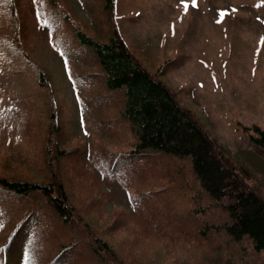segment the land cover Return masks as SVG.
Here are the masks:
<instances>
[{"label": "rangeland", "instance_id": "1", "mask_svg": "<svg viewBox=\"0 0 264 264\" xmlns=\"http://www.w3.org/2000/svg\"><path fill=\"white\" fill-rule=\"evenodd\" d=\"M10 1L0 0V176L46 180L44 150L57 143L70 152L56 169L71 203L129 264H261L245 238L217 229L221 208L194 199L186 160L127 156L121 93L73 38L106 26L101 2ZM116 1V26L146 69L215 140L246 149L242 127L264 131V0ZM31 202L0 204V230Z\"/></svg>", "mask_w": 264, "mask_h": 264}, {"label": "trees", "instance_id": "2", "mask_svg": "<svg viewBox=\"0 0 264 264\" xmlns=\"http://www.w3.org/2000/svg\"><path fill=\"white\" fill-rule=\"evenodd\" d=\"M94 1L101 2L106 26L95 22V35L77 28L73 38L87 49L84 62L98 69L103 87L121 93L119 116L134 138L127 156L153 152L158 154L155 161L160 156L186 160L197 186L194 199L203 192L208 204L221 208L223 219L217 229L231 241L245 238L253 251L264 254V131L243 126L248 147L235 152L215 140L126 44L116 26V0ZM43 76L38 69L39 84L46 86ZM69 153L57 143L45 148L49 173L44 181L0 176V204L32 201L17 207V217L4 222L0 264H129L71 203L56 169ZM208 222L205 227L213 232L216 225Z\"/></svg>", "mask_w": 264, "mask_h": 264}, {"label": "snow or ice", "instance_id": "3", "mask_svg": "<svg viewBox=\"0 0 264 264\" xmlns=\"http://www.w3.org/2000/svg\"><path fill=\"white\" fill-rule=\"evenodd\" d=\"M185 9H187V5H184ZM193 7H195V2L193 3ZM221 15H223V13H221Z\"/></svg>", "mask_w": 264, "mask_h": 264}]
</instances>
